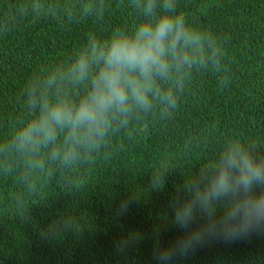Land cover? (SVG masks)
Segmentation results:
<instances>
[{
    "label": "trees",
    "instance_id": "1",
    "mask_svg": "<svg viewBox=\"0 0 264 264\" xmlns=\"http://www.w3.org/2000/svg\"><path fill=\"white\" fill-rule=\"evenodd\" d=\"M15 2L0 0V139L23 115L21 94L40 67L69 58L89 33L105 38L138 20L128 0H106L100 21L12 23L9 10ZM178 6L195 25L228 37V85L221 88L212 73L196 76L173 119H149L135 124L130 135L114 136L107 155L86 171L54 172L24 200L23 213L14 178L0 176V264H156L155 250L182 234L171 221V205L184 177L210 162L225 137L264 143V0H179ZM192 136L206 139L185 155L181 146ZM164 158L176 170L155 190L150 172ZM126 201L131 203L121 212ZM66 214L76 218L79 231L45 237L51 221ZM134 233L141 238L131 240ZM122 241L129 243L118 251ZM174 264H264V233L212 240Z\"/></svg>",
    "mask_w": 264,
    "mask_h": 264
},
{
    "label": "clouds",
    "instance_id": "2",
    "mask_svg": "<svg viewBox=\"0 0 264 264\" xmlns=\"http://www.w3.org/2000/svg\"><path fill=\"white\" fill-rule=\"evenodd\" d=\"M138 17L102 38L89 33L66 60L40 67L21 94L23 115L0 139V176H11L23 202L38 193L54 172L88 170L107 155L114 136L130 135L149 119L170 121L196 76L212 73L228 85L225 41L192 23L179 0H128ZM14 23L26 18L103 19L106 0H16ZM206 137H189L185 155ZM176 170L167 158L150 172V187L160 190ZM134 196H136L133 193ZM131 201L123 202L120 211ZM171 218L182 234L154 252L156 264H174L212 240L226 242L264 233V143L225 137L218 152L198 173L184 177L172 201ZM79 231L74 216L51 221L44 235L59 238ZM139 233L131 240L140 239ZM129 241L117 245L124 250Z\"/></svg>",
    "mask_w": 264,
    "mask_h": 264
}]
</instances>
